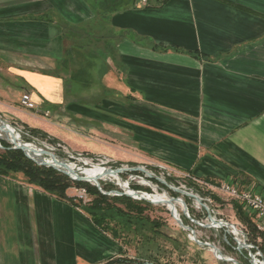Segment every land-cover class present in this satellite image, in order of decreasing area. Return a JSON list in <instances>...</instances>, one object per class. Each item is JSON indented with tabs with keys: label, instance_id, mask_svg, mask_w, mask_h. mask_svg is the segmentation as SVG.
<instances>
[{
	"label": "crops",
	"instance_id": "0c3cea01",
	"mask_svg": "<svg viewBox=\"0 0 264 264\" xmlns=\"http://www.w3.org/2000/svg\"><path fill=\"white\" fill-rule=\"evenodd\" d=\"M123 1L0 0V72L26 80L36 103L10 108L73 151L264 195V0ZM93 62L106 85L79 100L64 75L82 84ZM126 257L156 264L70 200L0 174V264Z\"/></svg>",
	"mask_w": 264,
	"mask_h": 264
},
{
	"label": "rangeland",
	"instance_id": "374dc122",
	"mask_svg": "<svg viewBox=\"0 0 264 264\" xmlns=\"http://www.w3.org/2000/svg\"><path fill=\"white\" fill-rule=\"evenodd\" d=\"M98 1L100 2V0H88V3H90L92 5V3H97ZM97 5H98V3H97ZM94 6H95V4H94ZM104 58H106V55L104 56ZM99 66H100V64L96 65L95 62L90 63L88 65V67H87L88 68L87 69L88 76L84 80V83H82V84H81L82 80H80L76 76V74H78V71L76 73L74 71H71L68 74L64 75V78H65L66 84H67L66 87L69 88L72 92H74V94H73L74 97L81 100L80 99V97H81L80 91L89 92L90 90L102 89L106 85L107 79L105 78V76H107V71H102ZM30 90H31V85L26 80H23L17 76H13L12 74L7 73V72H0V119L6 120L16 127H25L28 130H32L31 127H29L28 125H26L25 123H23L19 119V117L17 116V111L10 108L13 105L16 107H22L23 108L24 106L21 104V98L25 92L28 91L31 93ZM45 107H49L54 112L53 106L50 105V106H45ZM43 115L46 116L47 118L49 116V115H46L44 113H43ZM2 134H3V136L7 137L6 133L2 132ZM3 139L6 140V138H4V137L1 140H3ZM22 139L24 141H26L27 143L28 142L32 143L33 145H36L37 147L44 148L50 152L57 154L59 157H61L67 163H68L67 160H71V162H73L74 164H77L80 167H81V165H83V163H81L77 160L68 158V155L64 154L63 152L51 150L49 147H51L52 144L47 137H43L41 135H39V136H37V135H35V136L26 135V136H24L22 134ZM6 141L9 143L8 140H6ZM57 141L58 140H55V139L53 140V142H57ZM0 145H2L1 142H0ZM12 147L13 146H10V148H12ZM12 149H14V148H12ZM74 152H78V151H74ZM46 157H49V156H46ZM126 165H128L129 167H137V165H130V164H126ZM118 166H121V164L117 163L116 167H118ZM139 166H143V165H139ZM46 167H49V166H46ZM83 167L87 168L89 166H83ZM146 169L151 171V173H154L156 176H160L159 175L160 170L156 166H147ZM137 173H140V172L138 171ZM81 174H86V173H81ZM131 174H132V172H128V173H123L120 176L125 181L130 180L131 186L135 187V185H140L141 184L139 182L140 179L137 178L136 180H131L132 179ZM165 179L167 180V182L169 184L176 186V187H179L180 182H181L182 184H185L187 187L194 189V192L198 193L201 197L210 198V201L206 200L205 202L208 203V205L210 206V208L212 210H214V213H212V214L214 215V217H216V219H223V220H226L228 222L234 223L237 225L238 229L241 228V230H243L246 233L245 226L240 222L239 218L235 214V211H234V208L232 205V199L233 198H231L230 196H227L226 194L224 195V193L219 190V191H215L216 192V195H215L216 198L214 199L213 196L209 195V192H212V191H209L206 188H204V189L203 188H195V183H192V181H190V180L179 179L178 181H180V182H178L174 178L172 180H170V178L167 179L165 177ZM100 182L102 183L103 187H105V186L108 188L112 187L113 188L112 190L119 189L118 182L114 179L106 178V180L102 179V180H100ZM88 183L93 185L91 182H88ZM141 186H143L142 188L144 190H146V191L148 190L150 193H154L156 191H158L159 193H163V192L168 190L167 192H169V194L172 196H176V197L182 196V194L173 192V190L166 187L162 183L158 184L154 181L152 182V186L151 185L150 186L142 185V184H141ZM155 187H157V190H154ZM76 188L77 187H73L70 190L72 192H74V189H76ZM70 190L68 191V193L71 192ZM215 190H218V189H215ZM215 192H212V193H215ZM73 196H74V193H73V195H71V197H73ZM183 197L185 198V200L188 203L191 215L194 218L201 220L203 223L208 222L207 221L208 211L205 209V207L204 206L198 207L197 200L195 198L187 197V196H183ZM88 198H89V202H90L92 200V196L89 194ZM223 198H225V199H223ZM226 198H228V199H226ZM73 199H74V197H73ZM136 200H139V199H136ZM144 201H146V200H144ZM147 202H149V201H147ZM149 203H151L152 206L149 207V210L147 211V213L150 214V216L152 218H156V219L160 220V223H161L160 231L163 232L164 235L162 234V238H161L160 242L163 244V247H168L171 249L174 247L173 242L168 239V237H167L168 235L179 239L181 243H183V244L185 243L187 246L186 248L182 249V252H183L182 259H180L179 255L177 253H175L172 256V261L175 264H234L233 262H229L226 260L219 259L213 251L214 248H212L211 246H208V245L203 246V245L196 243L194 240H192L191 236H193V235H191V232L182 228L177 223L176 219H174L175 217H173L170 209L166 205H164L162 203L161 204L152 203V202H149ZM81 204L84 205L83 203H81ZM80 209H82V208H80ZM181 210L182 209L180 207V212L182 213ZM185 224L194 226V229L197 230V236L201 241L212 243V244L216 245L221 251V252H219V255H221V253L223 255L226 254L225 256L228 255L229 258H234L238 262H240L241 264H252V261L250 259V251L249 250L244 249L243 252H245L246 255H242L239 251H237L234 248L237 246L235 239H234V244H231V243L227 244L224 241V239H223L224 238V235H223L224 229H222V228H204V227L196 226L191 221H190V223H188V224L185 223ZM231 235L233 236V238H235V237H238L241 239L243 238V236L241 234H239V235L231 234ZM246 239H247L248 243L253 244V243L249 242L247 233H246ZM123 245L128 247L132 253L133 252L138 253V251H137L138 246L136 243L130 242L128 244L125 243ZM229 245L231 246V248H229ZM252 252L255 253L254 251H252ZM261 260H262V258H261Z\"/></svg>",
	"mask_w": 264,
	"mask_h": 264
},
{
	"label": "trees",
	"instance_id": "16d2710c",
	"mask_svg": "<svg viewBox=\"0 0 264 264\" xmlns=\"http://www.w3.org/2000/svg\"><path fill=\"white\" fill-rule=\"evenodd\" d=\"M108 2L109 0H100L97 3L106 6ZM118 3L114 6L122 8L126 5L123 0H118ZM31 131L34 135L48 136V134L38 130L32 129ZM0 142L3 145V148H0L1 175H19L29 184L38 186L58 198L70 200L77 207L82 208L99 228L110 233L121 243H136L139 258L148 259L156 264H173L172 256L177 253L182 259V249L187 247L185 243L183 244L179 239L169 235L167 237L173 242L174 246L172 249L163 247L160 242L163 234L160 231V220L152 218L147 213L149 207L152 206L151 203L128 196L105 195L96 186L88 182L72 180L69 176L52 167L37 164L28 158L22 150L10 148L11 144L5 139ZM155 182L159 184L157 180ZM215 185L219 186V184ZM73 187H86L88 193L92 196V200L85 205H82L80 201L74 200L68 194V191ZM104 188L105 190L113 189L106 186ZM135 188L143 189L139 185H135ZM209 195L216 198L212 192H209ZM233 202L237 216L243 219L247 226L248 230L246 232L249 242L257 246L264 256V231L259 230L257 223L245 213L243 204L238 200H233ZM182 217L185 223H190L188 218ZM228 241L234 244L232 235H228ZM229 248H231L230 245ZM253 251L255 252L256 250L253 249ZM134 261L138 262L139 260L135 259ZM119 262L132 264L133 260L128 257L116 258L105 264Z\"/></svg>",
	"mask_w": 264,
	"mask_h": 264
},
{
	"label": "water",
	"instance_id": "95a60500",
	"mask_svg": "<svg viewBox=\"0 0 264 264\" xmlns=\"http://www.w3.org/2000/svg\"><path fill=\"white\" fill-rule=\"evenodd\" d=\"M1 131L6 133L7 138L12 141V143H13L12 148L20 149V150L24 151L25 154L29 158L33 159L37 164L43 165V166L53 167V168L59 170L60 172L64 173L65 175L69 176L72 180L80 181V182H91L105 195L128 196V197H132L134 199L146 200V201H149L152 203H159V204H161L162 202H165V203H170V204L175 205V202H180V207L182 209L181 210L182 213L180 212L179 215L177 216L175 211L174 212H173V210H170V211H171V214L174 215L177 223L182 228L191 232V235H193V236H191V239L200 245H203V246L208 245V246H211L212 248H214L213 251L219 259L226 260L229 262H233L234 264H241L236 259L229 258V257L223 255L222 253H221V255H219V252H221V251L216 245H214L212 243L201 241L197 236V231H196V229H194V226L193 225H186L184 223V221L182 219V214L186 218H188L196 226H200V227H204V228H222V229H224L226 232V234H225L226 240H228V235L235 234L234 228H237V225L234 223H230V222L223 220V219H216L212 215L209 207L202 202L203 201L202 198L198 197L197 195L190 193V192H186L185 190L180 189L178 187L171 186L165 180L159 179V181L162 184L168 186L174 192L182 194V196L176 197V196L170 195L168 200L155 201V200H151V199L147 198L144 194H149V193L143 192L141 190L132 189L133 193L127 192L126 190L128 189V187L125 186L124 179L121 176L120 177H121L122 183H118L119 189H117V190H105L104 187L102 186V183L100 182V180L106 179V178H103L101 176H96V177H94L95 182H92V180L90 179V177L87 174L79 173L77 169L72 168L69 163H67L65 160H63L61 157H59L57 154L50 152L44 148L32 146L26 142H23L22 140H19L18 137L16 136L15 132L10 128L9 122L6 120H3V119H0V140L3 138ZM9 136L11 138H9ZM1 147L3 148V146H1ZM46 156H49V157H46ZM132 170L148 173V175L151 176V173H149L145 168L140 167V166L133 167ZM124 171H126V169H123V168H107L105 170V175L111 174V173L120 175V172H124ZM183 196L192 197V198L197 199L199 202H201L203 204V206L205 207V209L208 211V220L209 221L203 223L201 220L194 218L191 215L188 203ZM239 231H240V234L243 236V238L242 239L238 238V237L234 238L236 243H237V246L235 248L239 251H242L244 249L249 250L250 251V259L252 261V264H258L256 259H255V256H254L255 254L252 252L253 249H256L257 252H260L259 255H261V257H262V263L261 264H264V257H263L262 252L259 250V248L255 245L247 242L246 233L243 230L240 229Z\"/></svg>",
	"mask_w": 264,
	"mask_h": 264
},
{
	"label": "built area",
	"instance_id": "2783aa9c",
	"mask_svg": "<svg viewBox=\"0 0 264 264\" xmlns=\"http://www.w3.org/2000/svg\"><path fill=\"white\" fill-rule=\"evenodd\" d=\"M152 1H159V0H137L136 2L138 5L149 6L152 3ZM21 104L27 109H35L36 108V103L34 102V100L32 98V94L28 91L23 94V96L21 98ZM45 114L49 115V111H47ZM9 126L15 132L16 136H18V139L22 140L23 142H26V141H24L22 139V134L24 136H26V135L35 136L31 130H28L25 127H16V126L12 125L11 123H9ZM1 134H2V132H1ZM2 136H3V134H2ZM37 136H39V135H37ZM3 137L9 141L11 146H13V143L11 140H9L5 136H3ZM9 138H11V137L9 136ZM47 138L49 139V141L52 144L51 147H49L51 150L63 152L64 154L68 155V158H71V159H74V160H77V161L83 163V165H81V167H80L77 164H74L73 162H71V160H67L69 164L73 163L75 165V169H77L79 173H85L83 170L86 167H83V166L93 167L95 165H100V166L105 167V169H107V168H123V169H126V171L120 172V175L123 173L132 172V174H131L132 179L131 180H136L137 178H139L140 179L139 182L142 185H148V186L151 185L152 186V182L153 181L155 182V180H157L159 183H161L159 181V179L165 180L167 182V180L165 179V177H166L167 179L168 178H170V179L174 178L177 181L179 179H187V180H190V181H192V182H194L200 186L208 188L210 191H214L215 189H219L220 191H222L227 196H230L234 200H238L241 204H243L244 209H247V210L251 211L252 213H254L258 219V222H257L258 229L261 231H264V195L261 193L254 192L252 190H241L237 185L230 184V183H224L220 186L210 185L208 182L198 180L197 178L193 177L190 174H186V173H182V172L178 173L176 170H174V169H172V168H170L164 164H158L156 166L160 170V172H159L160 176H156L154 173H151V171L146 169L147 166H145V165L140 166V167L145 168L149 173H151V176H149L148 173H144L141 171H139L140 173H137L138 171H133L132 170L133 167H129L126 164H121V166L116 167L117 163L114 162L113 159L109 158L106 155H90V154L84 153V152H74V151L70 150L69 147L64 142H61V141L53 142L51 137L47 136ZM28 144H30L32 146H36V145H33L32 143H29V142H28ZM1 146L2 145H0V147ZM178 182H180V181H178ZM118 183H121V182H118ZM124 184H125V186L128 187V189L126 191L129 193H133L132 189H136L134 186H131L130 180H128V181L124 180ZM141 184L139 186H141ZM171 186H173V185H171ZM141 187H143V186H141ZM166 187H168V186H166ZM174 187H176V186H174ZM178 188L183 189L186 192L193 193V194L197 195L198 197L202 198V200H203L202 202L209 207L211 213H214V210H212L210 208V206L208 205V203L205 202L206 200L210 201V198L201 197L198 193L194 192V189L187 187L185 184H182L181 182H180V186ZM195 188H197V187H195ZM136 190H141L143 192L150 193L149 191H146L144 189H136ZM151 194H153V193H151ZM88 196H89V193H88V190L86 187H78L75 189V193H74L73 197L76 201H80L81 203H83L85 205L89 202ZM112 196H114V195H112ZM115 196H119V195H115ZM197 202L200 204V206H198V207L203 206V204L201 202H199L198 200H197ZM182 216H184V215H182ZM182 219H183V217H182ZM207 221H209L208 218H207ZM254 254H255L254 256H255L257 263L261 264L262 263V260H261L262 257H261V255H259L260 252L256 251Z\"/></svg>",
	"mask_w": 264,
	"mask_h": 264
},
{
	"label": "bare ground",
	"instance_id": "6f19581e",
	"mask_svg": "<svg viewBox=\"0 0 264 264\" xmlns=\"http://www.w3.org/2000/svg\"><path fill=\"white\" fill-rule=\"evenodd\" d=\"M3 132V131H2ZM7 136V135H6ZM18 137V136H17ZM72 168H75V165L72 163L70 164ZM105 167L103 166H100V165H95L93 167H87L85 168L83 171L90 177V179L92 180V182H95V178L96 176H101L103 178H111V179H114L116 180L117 182H121L122 183V180L120 178L119 175L117 174H107L105 175ZM106 180V179H105ZM146 183V182H145ZM147 184V183H146ZM155 185V184H154ZM154 190H157V188L155 187ZM160 190V189H159ZM168 191V190H167ZM163 192V193H159L158 191L154 192L153 195L151 193L149 194H144L147 198L151 199V200H155V201H165V200H168L169 199V192ZM161 192V191H160ZM172 196V195H171ZM162 204L166 205L170 210H173V212L175 211L176 212V215L178 216L179 213H180V202H175V205L173 204H170V203H165V202H162ZM198 206H200V204L197 202ZM174 217V215H173ZM175 219V218H174ZM231 223V222H230ZM234 232L236 235H239L240 234V231L238 227L237 228H234ZM226 255V254H225ZM227 257H229L227 255Z\"/></svg>",
	"mask_w": 264,
	"mask_h": 264
}]
</instances>
